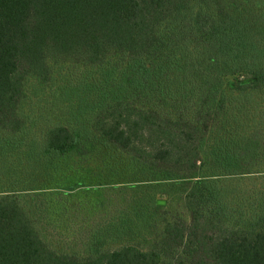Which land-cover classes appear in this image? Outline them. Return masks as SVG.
Segmentation results:
<instances>
[{
    "label": "trees",
    "instance_id": "trees-1",
    "mask_svg": "<svg viewBox=\"0 0 264 264\" xmlns=\"http://www.w3.org/2000/svg\"><path fill=\"white\" fill-rule=\"evenodd\" d=\"M81 66L66 123L24 112ZM120 191L86 255L48 245L50 205ZM0 264H264V0H0Z\"/></svg>",
    "mask_w": 264,
    "mask_h": 264
},
{
    "label": "rangeland",
    "instance_id": "rangeland-1",
    "mask_svg": "<svg viewBox=\"0 0 264 264\" xmlns=\"http://www.w3.org/2000/svg\"><path fill=\"white\" fill-rule=\"evenodd\" d=\"M57 64L55 65V68ZM72 74H68V72H64L62 69L60 72H55L52 77V81L49 84L48 89L42 90V92H33V88L29 85V101L28 104L24 105V112L29 111L32 116H35L36 113L31 111H39V118L42 121H47L50 124H61L66 123L69 114V107L64 104L56 103V100L51 96L52 89L57 86V84L61 81L62 77H73V80H77L78 82L84 84L89 81H95L97 74L93 73V77L83 78L84 73H88L86 67H70L68 68ZM232 79L233 77H229ZM35 86V83L31 82ZM63 84V82H61ZM230 85L226 86L225 90L228 96L230 93L233 95H239L241 97L243 94L239 92H235L231 90ZM238 100H242L241 102H245L250 106L253 103L260 102V97L257 92H250L248 95L241 97ZM240 102V103H241ZM236 103V100H235ZM37 105L39 106L36 108ZM125 171H127L128 176L131 177L133 175L132 167L130 163L114 150H109V178L117 179L113 175H123L125 176ZM124 192V193H123ZM137 194L136 191H120V192H109V196L99 197L97 201H91V199L87 198L84 194H80V196H76L73 198L72 203L73 208L71 210L62 211L59 207H50L52 208V212L45 213L44 217L41 219L37 218L39 225L41 226L42 232L45 235L46 242L50 245L51 248H55L58 251L62 252H70L77 253L80 255H86V248L88 245V233L83 234L80 228L84 224H95L100 222H106L108 219L110 221L117 220L118 213L123 211V208L126 206V203L122 201L123 197H133ZM109 199V202L106 200ZM58 204L61 200L53 199ZM129 200L128 202H130ZM116 207H120V209L116 215H114V211ZM55 208V209H54ZM35 213V210L31 211ZM109 215V218H108ZM118 216V217H117ZM129 219L137 220L135 217L130 215ZM96 226V225H93ZM141 236H147L146 233H142V231L137 230L134 233V239L142 240Z\"/></svg>",
    "mask_w": 264,
    "mask_h": 264
}]
</instances>
